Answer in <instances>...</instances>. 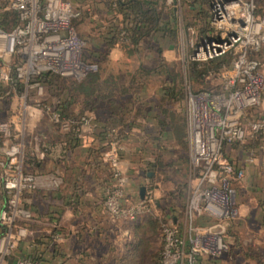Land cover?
Here are the masks:
<instances>
[{"label": "built area", "instance_id": "2783aa9c", "mask_svg": "<svg viewBox=\"0 0 264 264\" xmlns=\"http://www.w3.org/2000/svg\"><path fill=\"white\" fill-rule=\"evenodd\" d=\"M0 2L17 17L11 29L0 28V83L21 86L23 112L29 108L43 111L59 131L94 132L97 124L92 112L65 117L57 101L48 100L46 91V74L80 80L94 68L85 57L84 39L71 24L77 13L64 0ZM208 9L209 34L196 40V31L187 28L190 51L185 63L201 64L224 55L230 59L218 70L210 68L203 74L206 87L188 88L186 140L195 183L185 206V235L176 223L163 222L157 264H198L202 256L227 250L225 231L235 204L232 183L244 176V169L229 161L225 147L242 144L247 138L259 139L263 147L264 115L255 113L264 91V75L256 56L264 49V13H257L256 0H209ZM0 134L9 139L0 152L4 196L0 264H44L15 251L27 235L23 222L31 216L23 196L32 192L36 183L24 168L23 140L11 137L4 122ZM102 135V159L109 174L101 207L115 223L134 219L149 210L151 193L146 190L143 198L127 196L129 179L120 163L123 137L118 128L103 129ZM203 218L207 221L201 222Z\"/></svg>", "mask_w": 264, "mask_h": 264}, {"label": "crops", "instance_id": "0c3cea01", "mask_svg": "<svg viewBox=\"0 0 264 264\" xmlns=\"http://www.w3.org/2000/svg\"><path fill=\"white\" fill-rule=\"evenodd\" d=\"M117 1L107 0L106 3L101 2L98 5L103 14L110 17L116 15L119 20L118 23L108 25L105 30L109 31L116 26L121 30L122 38L126 39V33L134 27L133 15L125 8L129 0H119L121 2L119 5ZM146 1L144 7L151 8V3L156 4V0ZM256 5L257 13H264V0H256ZM4 11L7 9L0 2V13ZM125 41L124 46L125 43L127 46L121 47L119 43H115L113 50H118L120 54H123L122 48L136 52L138 45H132L127 39ZM162 75L167 77L164 71ZM21 89V86L14 88L0 83V123L8 125L11 137L23 140L24 168L34 175L36 183L35 189L23 196V205L30 211L31 216L23 222L27 228V235L17 246L15 250L17 255L28 254L44 264H156L158 252L162 249V241L155 221L157 213L151 214L150 208L163 217L162 222L171 214H176L177 216H171V221L179 225L183 235L186 224L185 207L182 203L178 204L171 198L170 192L168 196H164L166 191L172 189L160 187L158 184L151 189L150 180H154L155 170L162 167L160 161L151 159L147 161L141 146L133 145L129 150L128 147L124 150L120 158L122 169L129 177H135L139 181L137 192H133L134 184L137 182L130 178L131 183L126 187L127 196L131 199L137 198L140 186H144L145 191L148 190L151 197L155 198L149 210L140 213L136 218L113 222L100 203L103 185L108 180L109 173L102 159L104 147L102 122L105 115L98 107L99 104H94L93 107L85 106L84 98L77 95L73 102L67 104L68 110L92 112L97 129L94 132L80 130L63 133L51 123L43 111L29 108L23 112L22 97L19 93ZM49 98L48 100L57 101L55 97ZM149 119L146 118L147 121H151ZM155 120L158 121L152 119ZM122 137L125 145V141H131L130 135L125 136V132ZM165 139L166 137L161 140ZM167 139L172 140L171 137ZM8 141L9 139L3 138L0 134V152ZM151 141L154 142L156 152L161 154L165 147L159 145L157 142L159 139L151 138L148 143ZM259 143V139L247 138L242 144L227 145L225 150L230 147L237 150L227 158L235 166L245 167V173L249 171V174L262 175L264 163L259 166V162L264 160L261 157V153L264 152V139L263 147H260ZM149 168L151 171L146 172L147 178H144L141 171H147ZM261 200L264 203L263 194ZM3 202L4 196L0 188V206ZM3 229L0 226V234ZM198 264L229 263L220 253L202 256Z\"/></svg>", "mask_w": 264, "mask_h": 264}, {"label": "rangeland", "instance_id": "374dc122", "mask_svg": "<svg viewBox=\"0 0 264 264\" xmlns=\"http://www.w3.org/2000/svg\"><path fill=\"white\" fill-rule=\"evenodd\" d=\"M64 1L68 2L77 13L71 24L85 41L84 52L88 53L89 61L94 64L90 72H97L100 75L99 94L106 97L101 100L96 99L94 104H99L98 107L105 115V119L110 117L112 109L118 112L115 117L119 118V113L122 112V108L124 109V119L131 124L118 128L121 135L124 132L125 136L130 135L131 141H125V149L127 150L128 147L129 150L133 145L141 146L147 161L150 159L160 161L162 167L155 170L154 180H150L151 189L157 184L160 187L171 188L172 190L168 192L163 190L164 196H168L170 192L171 198L185 207L195 183V176L189 163L187 140L175 137L174 125H180L186 115L188 88L193 90L208 85L206 81L200 84L191 77L187 69L188 63L185 62L190 51L186 26L196 21L195 16L201 18L198 23L196 22V26L203 23V19L208 14L209 0H176L175 2L156 0L153 7L159 15V23L173 25L176 37L172 40L163 37L161 32H154L152 36L139 40L136 52L122 48L123 54L113 50L114 45L109 47V39H114L121 47L124 46L126 39L122 38L123 35H117L116 31L105 30L111 23L119 22L116 15L110 17L100 10L98 4L106 3L107 0ZM256 56L261 62V72L264 73V49ZM150 61L152 63H149ZM142 65L148 68L145 69ZM161 66L166 67L170 75L164 77ZM46 87L48 99L54 97L51 89L53 91L55 89L48 85ZM169 87H173V92L179 95L182 93V97L165 96L163 89ZM255 114L264 115V92ZM146 118H150L151 121H147ZM153 118L158 121H152ZM164 137L166 139L162 141ZM169 137L172 138L171 141L167 139ZM151 138L159 139L157 141L159 145L165 147L161 154L154 149L153 141L148 143ZM236 151V148L230 147L225 150V154L229 157ZM261 157L264 158V152L261 153ZM263 163L262 159L259 166ZM149 171L150 168L141 171L144 178H147L146 172ZM125 173L129 183H131L130 178L137 182L133 187V192H137L139 181L135 177H129L126 171ZM232 184L235 189V204L233 215L227 222L225 231L228 248L222 254L229 264H264V203L261 200L262 194L264 195V173L256 176L255 173L244 172V176ZM130 197L134 198V196ZM154 198L155 196L151 197L152 203ZM150 211L151 214L157 213L155 221L161 240L163 217L153 208H150ZM172 215L177 216L173 213L164 222H171ZM200 221L206 222L207 219L203 218ZM160 252L161 249L157 261Z\"/></svg>", "mask_w": 264, "mask_h": 264}, {"label": "trees", "instance_id": "16d2710c", "mask_svg": "<svg viewBox=\"0 0 264 264\" xmlns=\"http://www.w3.org/2000/svg\"><path fill=\"white\" fill-rule=\"evenodd\" d=\"M146 2V0H129L128 4H125V8L129 10L130 14L133 15L132 20L134 22V27L130 29V32L126 33L127 35L125 38L129 40V42L134 46L138 45L141 38L152 36L151 34L154 32H161L163 37H167L173 40L176 37L175 27L173 25H169L168 23H159V15L155 12V7H153L154 4L152 5V3L150 4L149 2L148 5L150 4L151 8H149V6L144 7ZM119 4H121V2L118 0L117 5ZM195 18L196 21H194L193 23H189L186 26V30L188 27H192L196 31V40H199L210 33L208 14L203 19V23L199 26H196V24L200 21L201 18H199L198 16H195ZM16 23L17 17L15 12L7 10L3 13H0V28L11 29L16 25ZM111 31H116L117 35L121 33V30L116 26H114ZM108 42L109 47L116 43L114 39H109ZM84 54L86 58H89L88 53L86 54L84 52ZM229 59V56L224 55L201 64L189 62L187 65V69L191 77L199 81L200 84H204L203 74L210 68L218 70L223 63H228ZM161 67V72L164 71L167 75H170L166 67ZM99 79V73L90 71L80 80H75L70 77H62L56 74L45 75L46 85H48L50 88L55 89L54 91L53 89H51V92L53 93V96L55 95L54 97L58 101V109L65 117L68 118L76 117L78 114L82 113L68 110L67 104L73 102L74 99L77 98V95L82 96L84 98V105L90 107H93L96 99L101 100L106 97L99 94L101 89V83L99 82ZM8 85L10 87L16 88V85L12 82L8 83ZM163 92L165 96H169L171 98L182 97V93H180L179 95L173 92V87L164 88ZM111 112L112 113L110 117L102 122L103 129L120 128L125 127L126 125L131 126V124L127 123L124 119L123 108L122 112L119 113V118L115 117V114H118L116 110L113 111L112 109ZM174 130L176 138L186 141V115L184 118H182L180 125H174Z\"/></svg>", "mask_w": 264, "mask_h": 264}, {"label": "water", "instance_id": "95a60500", "mask_svg": "<svg viewBox=\"0 0 264 264\" xmlns=\"http://www.w3.org/2000/svg\"><path fill=\"white\" fill-rule=\"evenodd\" d=\"M149 175L152 173H148ZM144 193H145V187L144 186H140L139 188V197L143 198L144 197Z\"/></svg>", "mask_w": 264, "mask_h": 264}]
</instances>
